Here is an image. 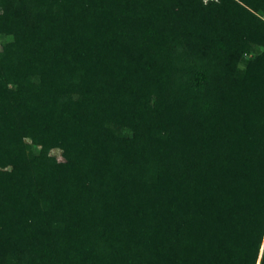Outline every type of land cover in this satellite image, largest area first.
<instances>
[{
    "label": "trees",
    "instance_id": "obj_1",
    "mask_svg": "<svg viewBox=\"0 0 264 264\" xmlns=\"http://www.w3.org/2000/svg\"><path fill=\"white\" fill-rule=\"evenodd\" d=\"M0 41V264H264V0H0Z\"/></svg>",
    "mask_w": 264,
    "mask_h": 264
},
{
    "label": "rangeland",
    "instance_id": "obj_2",
    "mask_svg": "<svg viewBox=\"0 0 264 264\" xmlns=\"http://www.w3.org/2000/svg\"><path fill=\"white\" fill-rule=\"evenodd\" d=\"M0 45H1V41H0ZM51 155L55 156L56 158L58 159H61V151L60 149L58 148H53L51 151H50Z\"/></svg>",
    "mask_w": 264,
    "mask_h": 264
}]
</instances>
